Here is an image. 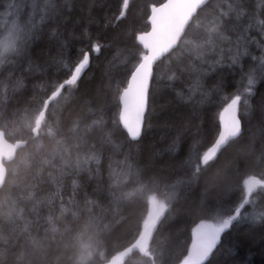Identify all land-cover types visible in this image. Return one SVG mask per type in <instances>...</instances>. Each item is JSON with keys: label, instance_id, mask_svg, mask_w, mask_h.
<instances>
[{"label": "trees", "instance_id": "16d2710c", "mask_svg": "<svg viewBox=\"0 0 264 264\" xmlns=\"http://www.w3.org/2000/svg\"><path fill=\"white\" fill-rule=\"evenodd\" d=\"M165 1L20 0L24 20L14 12L0 17V50L14 49L0 59V129L9 141L26 142L6 163L0 190V264H110L141 236L151 196L167 208L146 251L123 264H183L198 225L234 214L247 224L232 233L240 254L230 257L225 245L216 253L220 264H264V186L246 202V181L264 182L259 96L250 119L242 107L241 135L204 165L218 138L212 107L201 113V128L167 90L174 74L188 83L245 48L249 57L264 53V0H211L198 11L178 48L155 67L151 130L133 144L120 121L121 94L146 54L137 38L150 30L151 7ZM244 66L259 76L249 71L251 59ZM233 71H217L229 90L241 76ZM239 87H251L246 77ZM177 135L179 152L170 150Z\"/></svg>", "mask_w": 264, "mask_h": 264}, {"label": "water", "instance_id": "95a60500", "mask_svg": "<svg viewBox=\"0 0 264 264\" xmlns=\"http://www.w3.org/2000/svg\"><path fill=\"white\" fill-rule=\"evenodd\" d=\"M210 1L166 0L160 5L151 7L150 30L139 34L137 38L146 54L132 72L128 84L121 94L120 121L129 136L136 134L139 130L143 114L144 93L149 76H154L156 65L178 48L198 11ZM220 125L221 131L218 138L202 158L204 165L213 161L219 152L231 140L238 138L243 131V128L239 129L236 122L234 107L227 109L221 115ZM25 145V141H9L4 131L0 129V190L7 177L6 163L12 162L18 150ZM214 226V224L203 223L195 228L187 264H203L207 261L205 256L212 243L210 234L214 231ZM157 227L156 221L148 223L143 228L138 240L110 264H123L132 252H144L154 238Z\"/></svg>", "mask_w": 264, "mask_h": 264}, {"label": "snow or ice", "instance_id": "6c2138e0", "mask_svg": "<svg viewBox=\"0 0 264 264\" xmlns=\"http://www.w3.org/2000/svg\"><path fill=\"white\" fill-rule=\"evenodd\" d=\"M25 10L26 6L20 3V0H8V8L7 10L0 9V17H10L14 12L17 19L24 20ZM261 11L262 9L259 5H257V14H259ZM247 30L250 35L251 28L249 27ZM249 51L250 49L245 48L243 50V55L239 59L237 56H232L229 58L230 63L219 64L218 69L213 68L210 72L205 71L200 73L195 79L189 80L188 83H184L182 80L178 81L175 77V74L169 78L170 82L168 84L167 90L172 93V96L179 105L187 107L188 111L192 114L199 127L203 128L206 124V121L201 113L204 109L212 107L214 113L212 125H214V135L216 137L219 136L221 131L220 117L229 108L234 107L236 122L239 126V129H242L244 124V120L242 119V107L247 109V111L243 112V115L250 119L253 114L251 110L257 103L258 96V102L261 107V116L264 117V53L257 51L251 57H249ZM248 59H251L253 62V66L250 67L249 71L253 73L259 72V76L257 78L245 73L244 61ZM225 68L229 70L231 75L236 74L233 69H239L241 73V76L232 82L230 90L226 77L223 75H217L218 70L222 72ZM213 75H217V79L216 82L211 87H209L207 81ZM245 77L247 80V85L251 87L245 88L242 92L239 85L243 82ZM153 79L154 76L150 75L148 79V85L144 93L143 114L140 119L139 130L136 134L129 136V140L133 144H138L143 139L145 132L151 130V119L155 116ZM177 84H180L181 87H177ZM214 100H220L223 101V103L213 107L212 101ZM163 138L164 137L162 135L161 139L163 140ZM180 143L181 138L179 135H177L173 145H170V150L179 152ZM187 155L189 157L191 156V149H189ZM244 227H247V224L238 220L235 214L233 217L225 220L223 223L215 225L214 231L210 234L212 237V243L205 256L207 264H220L216 253L225 245H228L230 248V257L238 256L240 254V249L238 245L232 244V233L234 229ZM220 255H223V253H220Z\"/></svg>", "mask_w": 264, "mask_h": 264}, {"label": "rangeland", "instance_id": "374dc122", "mask_svg": "<svg viewBox=\"0 0 264 264\" xmlns=\"http://www.w3.org/2000/svg\"><path fill=\"white\" fill-rule=\"evenodd\" d=\"M14 49L13 48H9L8 46H3L0 50V59L2 57H4V53L8 52L11 53ZM87 64V60H84L76 69L75 74L73 76V78L69 81V84H73L75 83V81L79 78V76L82 73V69L86 66ZM60 90L55 93L54 97H56L59 94ZM44 117V113L41 115L40 121H42ZM264 186V182L260 181L258 179L255 178H250L246 181V190H247V200L246 202L248 203L249 198L251 196V194L258 188ZM167 206L166 204H161L158 202V200L156 199L155 196H151V206H150V211L146 220L145 225H147L148 223L152 222V221H158L160 219V217L163 215V213L165 212ZM183 264H187V262H184Z\"/></svg>", "mask_w": 264, "mask_h": 264}, {"label": "bare ground", "instance_id": "6f19581e", "mask_svg": "<svg viewBox=\"0 0 264 264\" xmlns=\"http://www.w3.org/2000/svg\"><path fill=\"white\" fill-rule=\"evenodd\" d=\"M203 158V157H202ZM203 163V162H202Z\"/></svg>", "mask_w": 264, "mask_h": 264}]
</instances>
